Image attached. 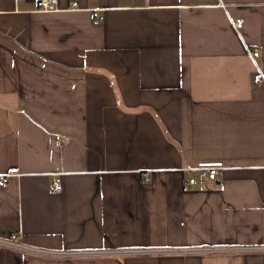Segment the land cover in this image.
<instances>
[{
  "label": "crops",
  "instance_id": "1",
  "mask_svg": "<svg viewBox=\"0 0 264 264\" xmlns=\"http://www.w3.org/2000/svg\"><path fill=\"white\" fill-rule=\"evenodd\" d=\"M58 8L0 0V264H264V0Z\"/></svg>",
  "mask_w": 264,
  "mask_h": 264
},
{
  "label": "built area",
  "instance_id": "2",
  "mask_svg": "<svg viewBox=\"0 0 264 264\" xmlns=\"http://www.w3.org/2000/svg\"><path fill=\"white\" fill-rule=\"evenodd\" d=\"M37 5L39 9L42 10H47V11H54V10H59L58 8V0H37ZM71 7L73 8H77L78 7V3L77 2H72ZM102 19V17L100 18ZM235 25L237 27H241L242 26V20H239L235 23ZM253 54V57L258 56L259 51L258 50H253L251 51ZM259 81L264 80V75L261 71H259L258 76H257ZM205 174H207L211 179H216L220 173L221 170L217 167H209L203 170ZM20 171L18 170V168H12L10 170H8L5 173H1L0 174V186L4 187L7 185V183L9 182V179L12 175H20ZM146 178H148V176L146 175ZM196 179L192 178V179H187L185 181V188H190L193 184H195ZM62 189V182H61V178L60 177H56V179L53 182L52 185V191L57 192L60 191ZM19 239V234L17 232H13L10 236L9 239H0V244L4 245V246H8V247H13V248H18V249H24V246L20 243V242H16ZM243 248H247L248 247H241V246H235V247H227V248H219V249H233V250H239V249H243ZM260 248H264V246L260 247ZM210 249H215V248H210ZM112 251H117L116 253H123L125 252V254H156V253H160V252H169L171 250L169 249H164V248H156V249H144V248H135V249H127V250H112ZM71 254H108L111 253V251H83V252H70Z\"/></svg>",
  "mask_w": 264,
  "mask_h": 264
}]
</instances>
